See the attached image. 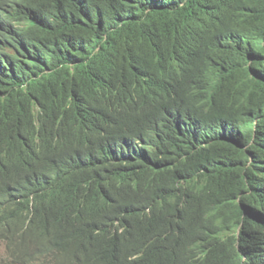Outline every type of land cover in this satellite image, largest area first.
<instances>
[{"label": "trees", "instance_id": "16d2710c", "mask_svg": "<svg viewBox=\"0 0 264 264\" xmlns=\"http://www.w3.org/2000/svg\"><path fill=\"white\" fill-rule=\"evenodd\" d=\"M11 19L23 23L11 35L34 42L3 82L12 97L0 129L29 126L47 141L76 120L102 134L138 128L159 89L184 92L197 134L180 135L187 169L156 179L164 220L180 222L175 248L196 228L213 247L205 262L254 264L264 247L252 225L264 217V0H20ZM172 58L194 73L187 85L170 80Z\"/></svg>", "mask_w": 264, "mask_h": 264}, {"label": "clouds", "instance_id": "9594fccd", "mask_svg": "<svg viewBox=\"0 0 264 264\" xmlns=\"http://www.w3.org/2000/svg\"><path fill=\"white\" fill-rule=\"evenodd\" d=\"M19 2L0 0V98L5 99L0 104L5 106L12 95L3 82L16 71L14 56L34 42L29 36L19 43L11 35L23 25L11 19ZM165 67L178 88L194 75L175 58ZM181 92L159 89L148 121L138 128L102 134L76 120L47 141L29 126L14 130L11 122L0 129V264H210L202 256L213 247L196 228L183 249L175 248L180 222L164 220L157 195L156 179L165 169L186 172L181 133L197 135L195 108L184 110L187 97ZM257 190L264 195V188ZM252 225L263 238L264 217L256 214ZM257 250L254 264H264V247ZM242 261L238 257L231 264Z\"/></svg>", "mask_w": 264, "mask_h": 264}]
</instances>
